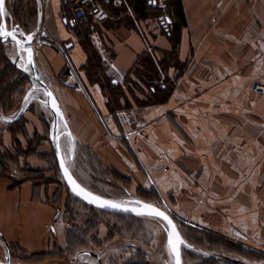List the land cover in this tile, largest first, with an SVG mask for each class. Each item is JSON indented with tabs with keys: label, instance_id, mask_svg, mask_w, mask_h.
I'll list each match as a JSON object with an SVG mask.
<instances>
[{
	"label": "crops",
	"instance_id": "0c3cea01",
	"mask_svg": "<svg viewBox=\"0 0 264 264\" xmlns=\"http://www.w3.org/2000/svg\"><path fill=\"white\" fill-rule=\"evenodd\" d=\"M126 2L119 22L101 24L72 22L60 0L37 6L46 43L34 62L68 125L73 175L87 189L107 181L125 199L163 201L202 231L264 255V97L253 91L264 85V0H166V28L148 14L131 23ZM3 44L14 58L15 44ZM93 51L104 76L120 85L144 54L161 61L174 51L181 71L166 68L173 86L164 101L143 106L137 117L114 116L83 70ZM26 114L35 131L43 128L38 113ZM50 199L39 183L12 188L0 178L2 243L27 253L62 248L65 228Z\"/></svg>",
	"mask_w": 264,
	"mask_h": 264
},
{
	"label": "rangeland",
	"instance_id": "374dc122",
	"mask_svg": "<svg viewBox=\"0 0 264 264\" xmlns=\"http://www.w3.org/2000/svg\"><path fill=\"white\" fill-rule=\"evenodd\" d=\"M126 1L129 5H133V0H125L127 4ZM37 2V0H8L7 9H4V16L7 13L8 18L5 19L10 24L18 23L17 25L25 28L36 27L38 22L36 12L39 5ZM147 14L159 17L165 16L166 13L155 7ZM126 18L133 23L137 15L132 13ZM7 51L6 46L0 44V112L3 119H13L22 112L28 100L41 97V93L33 91L27 95L31 91L32 84L27 77L10 66L9 59L14 58L9 57ZM95 54L93 51V56ZM159 56L162 63L153 53L147 54L141 59L144 65L139 63L133 70L135 77H128L127 81L123 82L124 87L120 85L127 92L131 91L130 94L128 93L130 99L128 97L122 99L116 92L115 98L122 105L130 104L122 113L137 117L143 106L152 104V98L148 97L151 95V92H148L149 88L152 91L155 89L170 91L172 78L166 76L165 70L169 65L178 67L177 69L180 65L172 56L164 58L163 55ZM149 66L153 67L155 75H147ZM102 69L104 74L103 66ZM94 80L99 82L98 78ZM138 82H142L143 85L139 86ZM89 83L97 85L101 90V84ZM102 85L104 86L103 83ZM154 95L162 98L164 93L156 92ZM133 105L136 109L132 112ZM44 107L45 105L35 100L17 122L8 124L0 119V178L6 177L11 185L30 180L45 186L49 191L50 200L57 205L60 216L57 221L62 227L64 225L65 241L62 248L55 247V251L52 250L54 252L45 250L36 255L27 253L17 246H9L11 264H165L164 260H168V264H173L166 244V233L163 228V231L161 229L160 220L154 217H133L102 212L72 195L62 179L54 151L49 143L50 123L48 125L42 123ZM27 111L38 113L37 123L39 125L41 121L43 128L37 127L35 131L30 126ZM60 145L72 172L74 165L70 161V155L74 154L73 143L64 136ZM97 186L101 187H90L88 190L102 197L107 196L108 199L126 202L124 192L118 191L109 182L105 181ZM56 226L58 227L59 224ZM177 226L185 243L181 247L182 264H264L263 259L258 263L255 262L257 259H251V256L256 257L251 253L248 259L255 260L254 262L243 259L236 251L237 245L230 240L199 229L195 231L196 228L190 226L184 227L179 224ZM0 242L2 243L1 239ZM1 247L3 255L0 262L5 263L8 250L4 243Z\"/></svg>",
	"mask_w": 264,
	"mask_h": 264
},
{
	"label": "water",
	"instance_id": "95a60500",
	"mask_svg": "<svg viewBox=\"0 0 264 264\" xmlns=\"http://www.w3.org/2000/svg\"><path fill=\"white\" fill-rule=\"evenodd\" d=\"M37 1H38L37 3L40 4L41 0H37ZM4 9H5V0L3 3V12ZM41 20H42L41 13L39 12L38 22L36 27L31 32L27 33L22 28H20L19 25L16 24L7 25L4 14L1 16L0 28H2L4 31H7L9 35L7 37L0 38V40L2 43H7L8 41H11L15 44V48H16V55L14 59L10 58L9 62L12 64V66L15 69H17L21 74L27 77L28 80L31 82L32 88L27 95H29L33 91H39L41 93V97L39 96L28 100V103L22 109V112L19 115H17L15 118L3 119L2 114L0 112V119H2L5 123L8 124L14 123L20 120V118L23 116V114L25 113V111L28 109L29 105L33 101L36 100L39 101L41 104L45 105V107L49 110L52 116V120L50 122V127H49V141L56 157L59 172L67 188L72 193V195L75 198H77L79 201L85 203L86 205L98 209L102 212L118 214V215H128L133 217L135 216L154 217L160 220L162 228L166 233V244L172 262L173 264H177V260H178L179 264H182L181 247L185 243L179 231V228L175 223V220L168 213H166L162 208L158 207L157 205L144 202L137 198H128L126 199V202H121L118 200L108 199L98 194H95L90 190H88L87 188H85L84 186H82L79 183V181L75 178L71 170L69 169L68 167L69 163L65 160L61 150L60 140L64 136L70 137L71 134L68 125L65 121V117L59 105V102L57 101L55 95L53 94L48 84L43 80L34 62V50L32 48L33 41H35L37 37H39L38 39H42L43 43H46L44 39L46 37V34L45 33H41L40 35L38 34L41 28ZM63 23H65V18L63 19ZM13 36L15 37V39L12 38ZM67 73H71L70 70L67 71ZM113 83L116 84L117 82L113 81ZM72 157L73 154L71 153L70 159H72ZM80 189H83L84 193H90L92 196L96 197L97 199L95 201L89 202V199L85 198L83 194H78ZM102 202H103V206H101ZM108 204H116L118 205V207H109L107 206ZM145 206H150L164 213V215L168 217V220L171 221V224H169L168 221H165L161 218L149 215L148 209ZM177 235L179 237V241L177 240ZM170 239L172 242L171 244L169 242ZM180 241H182V243H180ZM4 244L7 247L8 252L6 255L5 263L0 262V264H11L9 245L6 242H4ZM173 247H175V249L178 250V256H177V252L173 250Z\"/></svg>",
	"mask_w": 264,
	"mask_h": 264
},
{
	"label": "trees",
	"instance_id": "16d2710c",
	"mask_svg": "<svg viewBox=\"0 0 264 264\" xmlns=\"http://www.w3.org/2000/svg\"><path fill=\"white\" fill-rule=\"evenodd\" d=\"M147 2H148V0H133V11L140 18H146L147 17V11L146 10H148V9L150 10L151 8H153V7L148 6L149 3H147ZM120 13H121V9L112 10L111 11V16H112L111 18L114 19V17L117 16V15H120ZM36 14H37V12H36ZM34 17H35V13L33 14V17L32 18L34 19ZM0 44L3 45V43L1 42V40H0ZM173 54H174V51H171V52L165 54V56H167V57L168 56H172L173 57ZM146 55L147 54H144L142 57H140L138 59V61L135 64V67L136 68L139 65V63L143 64V61H141V59L143 57H145ZM160 63H162V61H160ZM11 65L12 64H10V66ZM7 67H9V66H7ZM135 67L126 75V77H125V79H124L123 82H126L127 79H128V77H135L134 72H133V70L135 69ZM83 70H85V75H86V77H87V79H88L89 82H91V83L97 82V83L101 84V92H102V95H103V97H104V99L106 101V106H107V109H108L109 114L115 116L117 113H122V112L126 111L127 108H129L130 104L128 106L126 105V103H125V105L124 104L122 105L120 103V101H118V99H116L115 97L117 96V93H119L120 94V97L122 99H124L125 97H128V95L130 94L131 91L127 92L125 90V88H121V87H124V85H121V87H120V84L119 83L114 84L113 83V80L105 77L104 74H103V69H102V66H101L100 62L96 58H94L93 55H92V59L89 58L88 62L84 66V69ZM179 70L181 71V67L179 68ZM146 73H147V75L148 74L149 75H155L156 74L152 66H149V68H148V70H147ZM95 77L99 79V82L96 81V80H94V79H96ZM102 83L104 84V86L102 85ZM138 84H139V86L143 85L142 82H138ZM172 86H173V80H172ZM120 89H121V93H120ZM165 90L166 89H155L154 91H152L151 88H149V91L148 92H151V95H149L148 97L149 98H152V101H153L152 104H156V103H159V102L165 100V98L167 97V95L169 93V91H165ZM156 92H159L161 94L164 93V95L162 96V98L161 97H158V96L154 95ZM166 93H167V95H166ZM128 98L130 99V97H128ZM147 103H149V102L147 101ZM49 143H50V141H49ZM50 146H51V144H50ZM27 181L30 182V180H27ZM27 181H19L17 183H12L11 187L12 188H16L19 185L20 182L22 183V182H27ZM153 200H155V198H153L152 196H150V199H148V201H153ZM175 223H176V221H175ZM176 224H178V223H176ZM179 226L188 227L187 225H184L183 223H179ZM191 228H193V227H191ZM193 229H195V228H193ZM196 230H197V228L195 229V231ZM11 247H13V246H11ZM235 247H236V251L239 252L238 254H240L242 256V258L245 259V260H247V261L251 260L252 258L257 259L256 261L254 260L257 263L260 262L262 259L264 261V255H262V254L252 253L250 251H244L238 245L235 246ZM54 251H55V249H54ZM54 251H51V252H54ZM250 253L251 254H255L256 257L251 256L250 257L251 259H248V255ZM48 254H50V253L48 252ZM34 255H36V253ZM39 255H41V254H39Z\"/></svg>",
	"mask_w": 264,
	"mask_h": 264
},
{
	"label": "built area",
	"instance_id": "2783aa9c",
	"mask_svg": "<svg viewBox=\"0 0 264 264\" xmlns=\"http://www.w3.org/2000/svg\"><path fill=\"white\" fill-rule=\"evenodd\" d=\"M148 1L153 8L156 7L160 11L165 12L167 8L166 0ZM60 4L61 6L65 7L67 12L70 14L72 22L77 24H86L87 22H92V24L105 23L109 20V18L112 17V10L121 9L126 5L125 0H60ZM114 19L119 21L121 16L117 15L114 17ZM159 20L161 26L166 28V25L169 22L166 14L165 16H160ZM42 43V39H36L33 41V50L36 51L39 49L43 45ZM66 43L69 44L70 41H67ZM253 91L255 94L264 97V85H255L253 87ZM125 139H128V136L125 135ZM138 162L140 163L139 160ZM161 203L162 205H160V208L168 213L175 221H179L184 225L203 230L201 227L178 217L165 202L161 201Z\"/></svg>",
	"mask_w": 264,
	"mask_h": 264
},
{
	"label": "snow or ice",
	"instance_id": "6c2138e0",
	"mask_svg": "<svg viewBox=\"0 0 264 264\" xmlns=\"http://www.w3.org/2000/svg\"><path fill=\"white\" fill-rule=\"evenodd\" d=\"M3 3H4V0H0V16H2L4 14V12H3ZM8 35H9V33L7 31H4L2 28H0V38L7 37ZM12 38L15 39L14 36ZM29 39H30V37H29ZM78 194H83L85 198L89 199V202L95 201L97 199L96 197L92 196L90 193H84L83 189H80ZM101 206H103V202H102ZM107 206H109V207H118V205H116V204H108ZM145 207L148 209V214L149 215L161 218V219H163L165 221H168V223L171 224V221L168 220V217L165 216L164 213H162V212L158 211L157 209L152 208L150 206H145ZM177 240L179 241L178 235H177ZM169 242H170V244L172 243L171 239H170ZM180 243H182V241H180ZM173 250L177 252V256H178V250L175 249V247H173ZM177 264H179L178 260H177Z\"/></svg>",
	"mask_w": 264,
	"mask_h": 264
},
{
	"label": "flooded vegetation",
	"instance_id": "af4514ba",
	"mask_svg": "<svg viewBox=\"0 0 264 264\" xmlns=\"http://www.w3.org/2000/svg\"><path fill=\"white\" fill-rule=\"evenodd\" d=\"M7 1H8V0H5V6H6L5 10L7 9ZM5 17H6V16H5ZM0 20H1V16H0ZM6 22H7V19H6ZM8 22H9V21H8ZM8 22H7V23H8ZM7 25H8V24H7ZM19 27H20V26H19ZM20 28H21V27H20Z\"/></svg>",
	"mask_w": 264,
	"mask_h": 264
}]
</instances>
